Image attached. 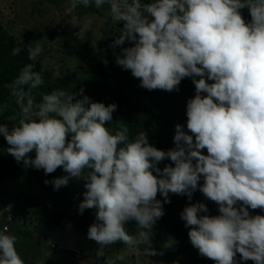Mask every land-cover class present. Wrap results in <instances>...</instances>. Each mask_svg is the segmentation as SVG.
I'll use <instances>...</instances> for the list:
<instances>
[{"label": "clouds", "instance_id": "clouds-1", "mask_svg": "<svg viewBox=\"0 0 264 264\" xmlns=\"http://www.w3.org/2000/svg\"><path fill=\"white\" fill-rule=\"evenodd\" d=\"M93 4L98 9L108 5L111 20L123 25L110 47L131 44L121 48L116 63L130 70L141 87L178 91L182 79L192 78L195 95L187 100V131L176 124L175 147L165 151L150 144L145 131L130 138L123 123L110 131L106 122L112 121L117 104L92 102L83 88L79 93L58 88L41 94L37 103L34 90L44 79L33 70L35 63H28L12 89L18 112L9 119L16 123L11 128L0 123L7 152L45 174L62 168L67 175L45 181L55 190L70 178L86 181L79 211H97L87 237L79 240H91L86 247L101 246L98 255L105 259L96 260L108 258L110 249L104 254V247L122 242L136 248L144 244L143 255H156L153 230L165 215L163 205L171 202L169 193L191 200L199 189L219 212L208 215L198 202L180 213L199 255L216 264H264V215L250 212H264V0H70L67 15ZM90 23L75 33L81 41ZM20 51L16 47L12 55ZM42 52L37 42L29 46L28 59L35 62ZM165 160L171 163L161 169ZM130 222H135V236L126 228ZM4 226L0 264H24L17 237ZM174 243L169 238L164 246ZM124 259L117 256L109 264Z\"/></svg>", "mask_w": 264, "mask_h": 264}, {"label": "trees", "instance_id": "trees-1", "mask_svg": "<svg viewBox=\"0 0 264 264\" xmlns=\"http://www.w3.org/2000/svg\"><path fill=\"white\" fill-rule=\"evenodd\" d=\"M142 2L147 3L150 0H142ZM241 11L245 19H250L247 9ZM110 22L113 23L112 20ZM30 34V31H27L18 42L7 35L0 23V107H6L7 114L13 116L18 112L15 98L11 97L7 87L14 84L15 78L26 64L35 63L33 70L40 71L44 79V84L34 90L37 103L40 102L41 94L58 88L77 93L83 88V94L89 96L92 102H103L105 105L117 104L112 121L106 122V127L110 131L115 132L120 123L128 127L130 138L145 131L149 143L165 151L175 147L176 124L183 125L187 131V95L190 91L192 98L195 95V85L192 83L191 77L182 79L178 91L169 92L160 89L149 91L141 87L140 80L133 77L132 74L130 75L128 70L117 65V56L114 53V55L111 54L109 50L101 55L90 70L91 73L66 70L62 75L53 76L51 70H42L38 61L34 62L28 59L29 46L36 45ZM16 47H19L21 51L18 55L13 56L12 50ZM187 78L191 79L188 88L186 84H183ZM77 98H82V96L78 95ZM3 146L0 139V186L6 187L9 181L34 175L36 184L42 188L40 193H33L32 199L31 196H28L25 205L20 206L24 209H22L19 218L12 217L6 222L9 226V233L17 237L16 250L24 264H35L42 245L55 248L49 241L54 229L87 237L88 227L95 221L97 210L95 208L85 209L82 214L79 211V205L84 199L83 193L86 191L84 187L86 181L70 178L66 186L55 190L52 183L45 184V181H52L67 175L62 168H58L54 173L45 174L43 169L37 170L34 167L25 166L23 161L17 162L11 154L2 150ZM203 151L207 154L206 149ZM34 154V152L31 153L33 158ZM168 163L171 161L165 160L158 166L163 169ZM153 174L156 175L155 172ZM199 183L202 184L203 180ZM169 198L171 202L163 205L165 215L154 226L151 247L169 262L174 256L177 257L176 255L191 254L194 264H216L215 261L199 255L198 250L191 245L188 237L189 229L185 228V222L181 219L180 213L187 204L199 202L206 205L208 215H219L218 205L208 199L199 189L192 193L191 200L188 199L187 194L177 195L171 192ZM157 199L163 201V197L159 193ZM250 212L252 215H264L260 209L250 210ZM24 220H27L32 232L27 230V233H23ZM126 228L130 235H136L135 222H130ZM169 238H173L175 243L171 247H165L164 242ZM63 252L68 254L66 251ZM70 254L75 255L74 253ZM100 259L104 260L105 257ZM237 259L239 260V253ZM250 262L254 264L251 260H239V264Z\"/></svg>", "mask_w": 264, "mask_h": 264}, {"label": "rangeland", "instance_id": "rangeland-1", "mask_svg": "<svg viewBox=\"0 0 264 264\" xmlns=\"http://www.w3.org/2000/svg\"><path fill=\"white\" fill-rule=\"evenodd\" d=\"M67 8H70V0H0V23L7 35L16 41L20 42L22 36L27 33V31H30V33L33 31V34L36 36L38 41L47 38L45 42L46 46H49L48 38L52 35L47 33L43 35L42 32L41 35L43 36L41 37L40 26L47 23H57L60 27L58 35H61L63 29L70 27L74 29V27L78 24L77 21L80 22L81 20L85 24L90 20V25L92 24V26L91 28L90 25L87 26V29L90 28V31L86 34L85 40L92 41L99 37L98 43L106 42L110 36L115 39L122 31L123 25L121 23H110V25L113 24L114 28L112 29V32L109 29L108 23L111 21V17L108 15V5H104L99 9L96 8L94 4L88 8L80 6L79 8H76V12L72 11V14L70 15H67L69 10L63 12L64 9ZM90 8H95V10L98 11V14L102 16L103 20L97 19V23H95L96 17L89 14ZM49 14H55L56 20L48 19ZM56 28L57 26L54 29L55 35ZM79 30L80 29L75 32L77 33ZM30 35H32V33ZM126 44L127 42L115 49L110 47L107 50H109L111 54L114 53L117 56L120 53L121 48L131 46V44L129 46ZM46 50L49 51L52 49L46 48ZM81 53H86V49L84 47H81ZM52 57L53 60H51ZM52 57H48L46 55L42 56L41 54L37 58V61L42 70L51 69L53 76H59L65 73L66 70L85 74L91 73L90 70L92 68L89 69V67L97 59L98 55L95 53L91 56V58H88V63L82 62L81 59H75L74 63H70L69 60L72 58L68 57V59H61V53H57L55 55L52 54ZM79 66H81V68ZM128 73L131 75L130 70H128ZM183 84H186V87L188 88L191 84V79L187 78ZM7 89L12 97L13 85H9ZM13 98L15 97L13 96ZM187 98H192L191 91L188 93ZM7 112L8 110L6 107H0V123L8 124L9 128H11L14 121L9 119L12 115L7 114ZM0 139L4 145L2 150L7 152L9 145L2 134H0ZM41 190L42 188L36 184V178L34 175L25 176L19 180L9 181L6 184V187L0 186V230L3 229L7 217H13L15 219L20 217L19 215L22 213V209H24V207L20 206L25 205L27 198H29L28 196H31L30 198L32 199L33 193H40ZM19 203L20 205H18ZM5 226L9 229L8 225ZM27 230L30 232L33 231L31 226L27 224V220H24L22 224V231L25 234L27 233ZM50 236L52 237V243L50 244L57 243V246L72 240L74 241V238L75 241L77 239V237L72 236L70 232H63L60 230L56 231V229L52 231ZM122 243V246H119L116 243L106 246V248L111 251L107 254L108 258L106 261L99 264H109L110 261L121 255L124 256L125 259L122 261L117 260L116 264H194L191 254H184L180 256L176 255L177 257L174 256L175 258L173 257L170 262H167L161 255L158 254V252H156V255H143V249L146 247L144 244H141L138 248H136L126 246L124 242ZM95 246L98 247V251L101 249V246L97 242L94 244L89 243L87 247L86 242L81 243V247L79 248V250H81L79 251V253H81V257L77 258L75 256H71V258H66L67 254L62 251H57L56 247L52 248L50 246L47 247L46 245H42L40 252L36 257L35 264H92L91 259L85 258V253L88 252L90 255V248L92 253H98V251L96 252L94 250ZM60 247H62V245L58 246V249H60ZM103 253L106 254L105 251H103ZM83 261H86L87 263H83ZM94 264H98V262L94 260ZM248 264L253 263L250 262Z\"/></svg>", "mask_w": 264, "mask_h": 264}, {"label": "crops", "instance_id": "crops-1", "mask_svg": "<svg viewBox=\"0 0 264 264\" xmlns=\"http://www.w3.org/2000/svg\"><path fill=\"white\" fill-rule=\"evenodd\" d=\"M79 7L80 6H78L77 8H79ZM67 9L69 10V8H67ZM75 12H76V9H75ZM89 14L91 16H95L96 17L95 23H97L96 22L97 19H99V20L102 19V16L100 14H98V11L95 10V8H92V9L90 8ZM48 19L56 20L55 14H49L48 15ZM77 23L78 24L74 27V29H72L71 27L63 29L61 35H57V34L55 35V32H54V29L57 26V23L53 22V24H50V23L42 24L40 26L41 27L40 36L42 37L45 33L52 35V36H49V38H48L49 46L45 45V42H46L47 38L46 39H41V40L38 41L36 36L33 34V31H31L32 36H33L32 38L35 40L36 43L38 42L41 45V47L43 48L42 56L46 55L48 57H52V54L55 55L57 53H61V59H68V57L72 58V59L69 60L70 63H74L75 59H77V60L81 59L82 62L88 63V58H91L92 55L97 53V55H98L97 59L89 67V69L92 68V66L99 60V58L101 57L103 52H105L108 48H110V45L112 44L114 38H111V36H110L106 42H101V43H98L99 37H97L95 40H92V41H88V40H85V39L83 41H81L80 39H78L75 36V33H76L75 31L80 29L81 27H84L87 24V22L84 24L80 20V22L77 21ZM110 23L111 22L108 23V26H109V29L112 32V29L114 28V26H113V24L110 25ZM89 25L90 24H88V26ZM91 26H92V24L90 25V28H91ZM90 28L86 30V34L89 33ZM42 32H43V35H41ZM90 44H93V45H90ZM126 45L129 46L130 43L127 42ZM81 47H84L86 49V53L85 54L81 53ZM46 48H51L52 50L47 51ZM51 60H53V57H52ZM79 67L81 68V66H79ZM56 231H57V229H56ZM71 234H72V236H76L77 237V241H75V238H74V241L72 240L70 242L63 243V244H61L62 247H60V249H58V246H61V245L57 246V243L56 244H51V246H55L57 251H62L63 252V250H67V251H72L75 254V251H77L78 253H79V251H81V250H79V248L81 247V243H85V242H90L91 241V240H88V239L79 240V238H81V237H79L78 235H76L74 233H71ZM51 238L52 237L50 236L49 237L50 243H52ZM92 242H95V241L92 240ZM103 250L106 252L108 249L106 247H104ZM95 251L96 252L98 251L97 247L95 248ZM90 253L91 254L89 255V253L86 252L85 253V258L91 259V263L92 264H94V260L97 261L98 264L101 263V262H104V261H101L100 259H97V260L94 259L96 257H100V255H98V253H92V252H90ZM71 256H73V255L72 254H67L66 258L67 257L71 258ZM74 256L76 257V254ZM79 257H81V254H80ZM102 257H100V258H102ZM83 263H87V262L83 261Z\"/></svg>", "mask_w": 264, "mask_h": 264}]
</instances>
